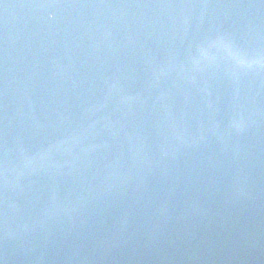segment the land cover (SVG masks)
<instances>
[{"label": "water", "instance_id": "1", "mask_svg": "<svg viewBox=\"0 0 264 264\" xmlns=\"http://www.w3.org/2000/svg\"><path fill=\"white\" fill-rule=\"evenodd\" d=\"M0 264H264V0H0Z\"/></svg>", "mask_w": 264, "mask_h": 264}]
</instances>
